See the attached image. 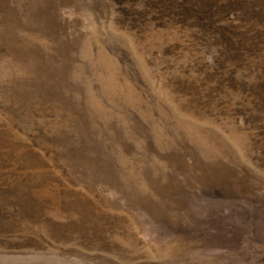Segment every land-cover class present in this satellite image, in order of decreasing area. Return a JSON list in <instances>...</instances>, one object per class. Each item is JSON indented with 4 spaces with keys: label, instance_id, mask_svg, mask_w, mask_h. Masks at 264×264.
<instances>
[{
    "label": "rangeland",
    "instance_id": "374dc122",
    "mask_svg": "<svg viewBox=\"0 0 264 264\" xmlns=\"http://www.w3.org/2000/svg\"><path fill=\"white\" fill-rule=\"evenodd\" d=\"M120 6L0 0V264H264V11Z\"/></svg>",
    "mask_w": 264,
    "mask_h": 264
},
{
    "label": "trees",
    "instance_id": "16d2710c",
    "mask_svg": "<svg viewBox=\"0 0 264 264\" xmlns=\"http://www.w3.org/2000/svg\"><path fill=\"white\" fill-rule=\"evenodd\" d=\"M119 5H121V10L125 13L128 12L126 8V3L130 5H134L136 3H141L144 5L145 10L141 12H135V15L141 16V18L145 14H151L155 17V19H169L171 21L177 23H188V24H196L201 30L207 34H209L213 38H217L219 35V39L224 45L229 47L234 52L236 51V47L229 46L230 37L226 35V32H232L229 26L233 24H222V21L225 19H229L231 13L236 15H247L248 25L252 26V24L259 23L260 16L264 11V6L262 7L259 2L261 0H116ZM136 2V3H135ZM263 2V0H262ZM133 3V4H132ZM155 11V13H153ZM137 17H134L133 20L136 21ZM234 27V26H233ZM232 27V28H233ZM258 26L252 27V30H244L248 32L257 31ZM241 29V28H239ZM228 50V48H227ZM34 170V169H33ZM38 172V171H37ZM36 171L30 172L28 171L22 177L24 178L26 184H28L29 180L37 177ZM27 188V187H25ZM24 188V189H25ZM4 190V191H3ZM2 188L0 191L7 192V187L5 189ZM19 191V190H18ZM33 193L26 198V195L21 196L20 200L19 195H15L12 199L14 204L17 207L14 209L15 216L18 215V218L22 216V214L28 215L25 212L29 211V207L25 206L23 200L29 199V204L32 202ZM9 198V197H8ZM7 198V199H8ZM31 198V199H30ZM5 198V201H8ZM28 204V205H29ZM28 207V208H27Z\"/></svg>",
    "mask_w": 264,
    "mask_h": 264
}]
</instances>
